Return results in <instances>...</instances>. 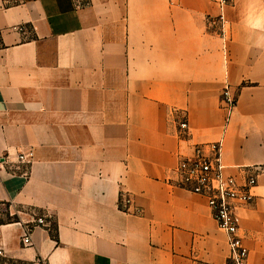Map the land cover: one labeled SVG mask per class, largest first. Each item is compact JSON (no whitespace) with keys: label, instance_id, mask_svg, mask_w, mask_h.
Returning <instances> with one entry per match:
<instances>
[{"label":"crops","instance_id":"crops-1","mask_svg":"<svg viewBox=\"0 0 264 264\" xmlns=\"http://www.w3.org/2000/svg\"><path fill=\"white\" fill-rule=\"evenodd\" d=\"M82 3L0 0V264H227L207 199L175 172L216 141L229 175L257 176L240 232L264 264V0H232L225 39L211 0ZM226 85L238 105L225 129ZM37 215L52 227L25 246Z\"/></svg>","mask_w":264,"mask_h":264},{"label":"built area","instance_id":"built-area-1","mask_svg":"<svg viewBox=\"0 0 264 264\" xmlns=\"http://www.w3.org/2000/svg\"><path fill=\"white\" fill-rule=\"evenodd\" d=\"M83 0H75L76 7L83 5ZM219 9V14L215 18L221 25V34L225 39V27L227 24L226 8L232 0H211ZM172 5L176 0H170ZM13 31L25 33V25H16L12 27ZM0 29V37L2 35ZM224 55L228 57V43L224 41ZM238 99L232 91L230 85H226L220 95V106L224 113L225 129L230 124L236 108ZM182 131H188L190 126L188 121L180 124ZM223 142H209L196 144L194 152L190 156L182 157L176 168L178 186L190 192L204 196L210 207L212 215L218 225V228L226 233L230 255L227 264H249V249L247 248L244 236L241 234V208L254 202L256 194L254 188L258 184L257 176L250 174L243 183H240L236 177L226 172V165L222 158ZM33 159V152L20 153L17 157V163L20 165H30ZM4 167V161H0V169ZM13 173L29 175V170L21 167L12 169ZM132 198L121 193L119 205L122 211L130 212ZM140 209L135 210L140 214ZM34 227L51 228V222L46 215H37L33 220V227L26 228L22 243L25 246L33 245L32 230ZM2 251L0 250V254Z\"/></svg>","mask_w":264,"mask_h":264},{"label":"rangeland","instance_id":"rangeland-1","mask_svg":"<svg viewBox=\"0 0 264 264\" xmlns=\"http://www.w3.org/2000/svg\"><path fill=\"white\" fill-rule=\"evenodd\" d=\"M2 209H4V207H2ZM8 219L9 218L6 217V216H0V220H2V221L8 220ZM4 264H22V263H19V262H16V261H7Z\"/></svg>","mask_w":264,"mask_h":264},{"label":"trees","instance_id":"trees-1","mask_svg":"<svg viewBox=\"0 0 264 264\" xmlns=\"http://www.w3.org/2000/svg\"><path fill=\"white\" fill-rule=\"evenodd\" d=\"M15 219H17V218H15ZM0 223H3V221H2V220H0Z\"/></svg>","mask_w":264,"mask_h":264}]
</instances>
